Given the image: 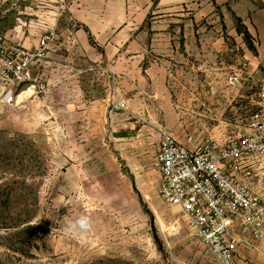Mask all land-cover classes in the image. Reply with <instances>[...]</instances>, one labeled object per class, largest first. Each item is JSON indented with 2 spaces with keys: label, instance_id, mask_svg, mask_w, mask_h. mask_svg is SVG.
<instances>
[{
  "label": "rangeland",
  "instance_id": "374dc122",
  "mask_svg": "<svg viewBox=\"0 0 264 264\" xmlns=\"http://www.w3.org/2000/svg\"><path fill=\"white\" fill-rule=\"evenodd\" d=\"M28 7L30 16L21 13L24 4L0 6V264H264V241L227 261L194 237L162 201L155 165L162 132L180 143L190 134L220 140L239 128L250 132L245 126L264 83L259 34L240 23L235 32L214 31L211 21L187 12L166 18L156 11L144 39L203 46L156 47L141 65L150 75L137 81L139 91L130 81L70 80L46 63L45 93L33 88L6 106L1 53L16 47L20 33L36 39L19 29V19L34 21L39 10ZM136 94L153 111H139ZM81 216L91 230L70 234L68 225Z\"/></svg>",
  "mask_w": 264,
  "mask_h": 264
},
{
  "label": "built area",
  "instance_id": "2783aa9c",
  "mask_svg": "<svg viewBox=\"0 0 264 264\" xmlns=\"http://www.w3.org/2000/svg\"><path fill=\"white\" fill-rule=\"evenodd\" d=\"M31 1H12L11 7ZM56 42L57 34L47 32L34 50L2 51L7 78L4 105H13L30 87L45 93L41 75ZM257 107L245 126L247 133L239 128L220 140L190 134L186 143H180L162 132L155 158L162 201L177 210L194 237L227 261L240 248L256 250L264 241V188L258 187H264V83Z\"/></svg>",
  "mask_w": 264,
  "mask_h": 264
},
{
  "label": "crops",
  "instance_id": "0c3cea01",
  "mask_svg": "<svg viewBox=\"0 0 264 264\" xmlns=\"http://www.w3.org/2000/svg\"><path fill=\"white\" fill-rule=\"evenodd\" d=\"M12 1L16 0H0V6L8 3L11 7ZM26 3H23L25 8L21 12L24 16L32 15L33 9L28 7L29 4L39 10H34V21L28 17L19 19V29L29 28L30 33L37 37L24 41L20 33L13 45L28 49L29 44L35 49L45 33L55 32L57 42L46 63H51L57 74L65 73L70 80H85L93 76L114 81L115 85L130 81L132 91H139L137 81L150 75L143 71L141 65L154 57L156 47H176L178 44L189 47L192 43L196 47L203 46V40L182 43L144 39V33L149 32V18L154 19L156 11L166 18L179 16L178 12H187L196 20L211 21L209 24L214 31L226 28L235 32L236 24L240 23L249 32L259 34L264 54V0H33ZM194 27L201 29L200 26ZM150 31L154 33V24ZM210 43L218 46L220 42L211 40ZM190 73L184 72L185 75ZM138 95L131 98L139 100V111H153L146 99ZM132 100L126 101L130 105L138 102ZM258 187L264 188L261 185Z\"/></svg>",
  "mask_w": 264,
  "mask_h": 264
},
{
  "label": "clouds",
  "instance_id": "9594fccd",
  "mask_svg": "<svg viewBox=\"0 0 264 264\" xmlns=\"http://www.w3.org/2000/svg\"><path fill=\"white\" fill-rule=\"evenodd\" d=\"M91 230V220L87 216H81L68 225L67 231L70 234L84 233Z\"/></svg>",
  "mask_w": 264,
  "mask_h": 264
},
{
  "label": "bare ground",
  "instance_id": "6f19581e",
  "mask_svg": "<svg viewBox=\"0 0 264 264\" xmlns=\"http://www.w3.org/2000/svg\"><path fill=\"white\" fill-rule=\"evenodd\" d=\"M33 88L32 87H30L29 89H26L25 91H23L21 94H20V98L21 99H23V98H25V97H27L28 95H30L32 92H33V90H32ZM178 223V222H177ZM178 228V227H177ZM163 230H164V227H163ZM170 230V229H169ZM178 229H176V231H177ZM170 235V234H169ZM229 264V263H228Z\"/></svg>",
  "mask_w": 264,
  "mask_h": 264
},
{
  "label": "water",
  "instance_id": "95a60500",
  "mask_svg": "<svg viewBox=\"0 0 264 264\" xmlns=\"http://www.w3.org/2000/svg\"><path fill=\"white\" fill-rule=\"evenodd\" d=\"M24 89H26V87H24Z\"/></svg>",
  "mask_w": 264,
  "mask_h": 264
}]
</instances>
